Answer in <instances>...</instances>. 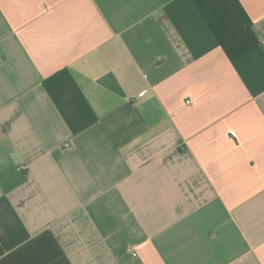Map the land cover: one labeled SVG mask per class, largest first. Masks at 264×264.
I'll return each instance as SVG.
<instances>
[{"label": "crops", "instance_id": "0c3cea01", "mask_svg": "<svg viewBox=\"0 0 264 264\" xmlns=\"http://www.w3.org/2000/svg\"><path fill=\"white\" fill-rule=\"evenodd\" d=\"M0 264H264V0H0Z\"/></svg>", "mask_w": 264, "mask_h": 264}]
</instances>
